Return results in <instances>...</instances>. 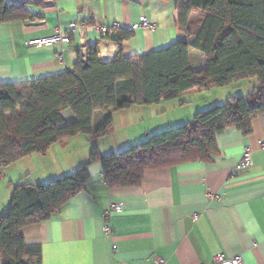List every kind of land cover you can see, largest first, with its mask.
Returning a JSON list of instances; mask_svg holds the SVG:
<instances>
[{
    "label": "crops",
    "instance_id": "1",
    "mask_svg": "<svg viewBox=\"0 0 264 264\" xmlns=\"http://www.w3.org/2000/svg\"><path fill=\"white\" fill-rule=\"evenodd\" d=\"M175 4V0H36L26 7L27 19L0 23V84L72 70L77 54H87V45L96 43L99 58L108 62L118 53L138 56L178 41L192 42L201 13L190 14V36L186 37L175 25ZM144 17L155 29L132 31L120 45L105 37L111 34L101 35L97 29L116 22L123 31H130ZM71 25L78 28L71 32ZM57 28L69 38L62 49L27 44L52 35ZM205 61L200 52L189 50L193 71L201 70ZM246 84L212 88L211 95L202 90L186 92L183 101L196 102L187 111L176 110L181 106L178 101L95 111L93 130L111 117L107 133L111 140L80 134L52 145L44 156L32 155L0 170V214L8 206L14 186L44 183L72 173L88 160L94 146L107 155L149 134L184 124L206 104H221L229 95L242 94V86L245 94L251 91L252 86ZM62 114L67 122L73 121L69 110ZM250 127L248 134L227 127L218 135V152L211 162L145 171L137 187L110 188L100 164L94 163L82 190L48 220L25 226L20 234L27 245L40 246L41 264H153L158 259L164 264H208L220 254L227 258L241 255L244 264H264V146H260L264 143V113L252 118ZM116 132L117 139L112 137ZM245 147L251 152V166L234 174ZM112 204L120 210H111ZM107 223L112 231L109 237L103 232Z\"/></svg>",
    "mask_w": 264,
    "mask_h": 264
},
{
    "label": "trees",
    "instance_id": "2",
    "mask_svg": "<svg viewBox=\"0 0 264 264\" xmlns=\"http://www.w3.org/2000/svg\"><path fill=\"white\" fill-rule=\"evenodd\" d=\"M175 1V25L186 37L190 14L201 13L192 42L178 41L138 56L118 53L108 62L99 58L96 43L87 45V54H77L72 70L28 82L1 83L0 170L32 155L44 156L52 145L80 134L102 138L112 120L107 117L93 130L95 111H121L161 101L184 104L186 92L239 87L250 80L254 81L251 91L230 95L222 104L197 111L192 120L149 134L118 152L103 155L94 146L88 160L70 174L14 186L0 214V264H41L40 246L27 245L21 229L57 213L84 188L92 164H100L110 188L137 187L145 171L211 162L218 152V135L227 127L248 134L251 119L264 113V0ZM35 2L0 0V23L27 19L26 7ZM132 33L120 27L105 37L120 45ZM190 49L205 57L199 71L191 69ZM65 110L72 113V122L64 118Z\"/></svg>",
    "mask_w": 264,
    "mask_h": 264
},
{
    "label": "built area",
    "instance_id": "3",
    "mask_svg": "<svg viewBox=\"0 0 264 264\" xmlns=\"http://www.w3.org/2000/svg\"><path fill=\"white\" fill-rule=\"evenodd\" d=\"M33 0H5L6 3L10 4H19V3H31ZM78 28L77 25H71L69 27V30L71 32H74ZM119 24L116 22L111 23L109 26H98L97 29L101 35H107V34H112L114 33L117 29H119ZM138 29H149V30H154L155 25L152 24L146 17L139 19V21L135 24H133L130 27V31H136ZM69 43V38L67 35H63L61 30L57 28L52 35L43 37V38H36V39H31L27 42L29 46H34L36 48H49L52 46H60L62 49V46L66 45ZM62 59V54L58 55V60ZM260 146H264V143H260ZM251 152L248 147H245L243 149L242 157L241 160L237 163L235 166L233 173H239L241 171H244L248 169L251 166ZM209 197H212L211 193H208ZM111 210L114 211H119L120 208L112 204L111 205ZM103 232L105 236L109 237L112 233L111 231V226L107 223L103 227ZM116 249L115 246L112 247V250L114 251ZM153 264H164V261L162 259H158L154 261ZM208 264H244L243 257L241 255L238 256H233L230 258L225 257L223 254L215 256L212 261Z\"/></svg>",
    "mask_w": 264,
    "mask_h": 264
},
{
    "label": "rangeland",
    "instance_id": "4",
    "mask_svg": "<svg viewBox=\"0 0 264 264\" xmlns=\"http://www.w3.org/2000/svg\"><path fill=\"white\" fill-rule=\"evenodd\" d=\"M254 81H252L251 82V80L249 81V82H247V86H248V88H249V85H252V83H253ZM241 88V92H242V94H245L244 92L245 91H243L244 90V86H242V87H240ZM212 89V88H211ZM211 89H208V90H205V91H203V93L204 94H207V95H211V91H209V90H211ZM214 89H216V90H218V89H222V88H214ZM230 96V95H229ZM207 97H209V96H207ZM202 100H204V99H202ZM206 100V102H207V98L205 99ZM185 103L184 104H181V106H178V108H176V110H178V109H181L180 111H183V110H185V111H187V108L188 107H190L191 105H193L194 106V104H196V102L194 103H189V102H187V101H184ZM203 102V101H202ZM202 102H201V104H202ZM222 102H224V101H222ZM222 104V103H221ZM211 106H215V103H211V104H206V108L205 109H207V108H209V107H211ZM194 109H195V107L193 108V111H194ZM205 109H203V110H205ZM197 113V111L195 112H193L192 113V116L190 117V120H192V118L195 116V114ZM187 120V119H186ZM105 136H108L109 138L108 139H110L111 140V133L110 134H106ZM105 136H103V137H105ZM113 138L115 137L116 139H117V137H118V133L116 132V134L115 135H113L112 136Z\"/></svg>",
    "mask_w": 264,
    "mask_h": 264
},
{
    "label": "bare ground",
    "instance_id": "5",
    "mask_svg": "<svg viewBox=\"0 0 264 264\" xmlns=\"http://www.w3.org/2000/svg\"><path fill=\"white\" fill-rule=\"evenodd\" d=\"M103 53H105V49L104 48H102V50H101Z\"/></svg>",
    "mask_w": 264,
    "mask_h": 264
}]
</instances>
